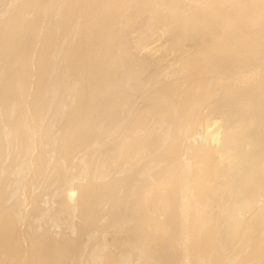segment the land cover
<instances>
[{"label": "bare ground", "instance_id": "6f19581e", "mask_svg": "<svg viewBox=\"0 0 264 264\" xmlns=\"http://www.w3.org/2000/svg\"><path fill=\"white\" fill-rule=\"evenodd\" d=\"M200 1L0 0V264H264V0Z\"/></svg>", "mask_w": 264, "mask_h": 264}, {"label": "rangeland", "instance_id": "374dc122", "mask_svg": "<svg viewBox=\"0 0 264 264\" xmlns=\"http://www.w3.org/2000/svg\"><path fill=\"white\" fill-rule=\"evenodd\" d=\"M181 3V8L194 6L195 4H200V0H177ZM199 1V2H198ZM219 0H210L211 3L218 2ZM161 10L160 8L158 9ZM157 13V11H155ZM158 14V13H157ZM164 18V19H163ZM144 23V19H137L134 21V33L133 35L136 37L134 38L135 46H137L136 51H140V57H144L148 49L154 50V56L158 57L162 55L164 52H170L173 48L170 45L171 40L176 33V30L170 29L168 24L170 23L167 19V16H161L155 18L151 21L150 29H146L145 25L143 27L142 24ZM152 29V30H151ZM146 33H155L151 35V37L147 36ZM141 39V41H139ZM190 44V40H186L178 46H175V52L179 53L182 49H187V46Z\"/></svg>", "mask_w": 264, "mask_h": 264}]
</instances>
